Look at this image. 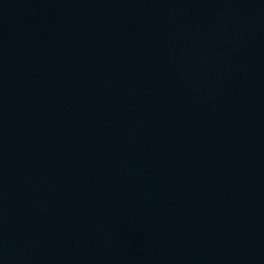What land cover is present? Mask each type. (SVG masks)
Returning a JSON list of instances; mask_svg holds the SVG:
<instances>
[{"label": "water", "instance_id": "water-1", "mask_svg": "<svg viewBox=\"0 0 264 264\" xmlns=\"http://www.w3.org/2000/svg\"><path fill=\"white\" fill-rule=\"evenodd\" d=\"M0 264H264V0H0Z\"/></svg>", "mask_w": 264, "mask_h": 264}]
</instances>
